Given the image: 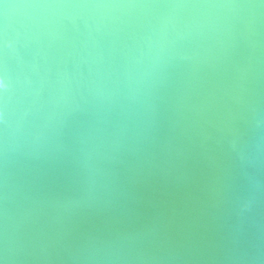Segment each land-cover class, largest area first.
I'll use <instances>...</instances> for the list:
<instances>
[{
    "label": "water",
    "instance_id": "obj_1",
    "mask_svg": "<svg viewBox=\"0 0 264 264\" xmlns=\"http://www.w3.org/2000/svg\"><path fill=\"white\" fill-rule=\"evenodd\" d=\"M137 2L148 0H0V264H260L261 0L97 7ZM26 185L40 188L30 227L46 251L19 254L3 232L19 234ZM123 231L141 233L140 251L78 255Z\"/></svg>",
    "mask_w": 264,
    "mask_h": 264
},
{
    "label": "snow or ice",
    "instance_id": "obj_2",
    "mask_svg": "<svg viewBox=\"0 0 264 264\" xmlns=\"http://www.w3.org/2000/svg\"><path fill=\"white\" fill-rule=\"evenodd\" d=\"M97 7H122V8H136V9H175V8H183V9H197L207 7L206 5H199L187 2H169V0H148V2H137L126 5H99ZM230 7H240L247 8L251 7L249 5H234ZM261 7L264 9V0H261ZM262 23H264V11L261 13ZM253 23V20L249 21ZM178 58L181 60L188 59L189 57L180 52L177 54ZM9 88L8 83V72H7V61L4 62L3 65V75H0V90H3L5 97ZM261 103H264V95H262ZM26 194L25 199L29 200L31 206L26 208L24 213L22 214L20 225H19V234L14 240V251L19 254H31L37 251H46L45 247H42V238H38L30 227L32 219L39 213H42V203L28 195V193L34 191H40V188L34 185H26ZM4 199H5V214L7 216V202L9 199L8 196V171L5 172V183H4ZM229 194H226L222 187H218L216 190V196L218 200L223 203L227 200ZM242 197V196H241ZM136 209L133 208L130 210L129 220L135 218ZM3 243L8 249L9 245V226L7 222L5 223L4 232H3ZM151 243L157 244L158 241L156 239H152ZM262 245H264V235H262ZM260 264H264V260L260 262Z\"/></svg>",
    "mask_w": 264,
    "mask_h": 264
},
{
    "label": "clouds",
    "instance_id": "obj_3",
    "mask_svg": "<svg viewBox=\"0 0 264 264\" xmlns=\"http://www.w3.org/2000/svg\"><path fill=\"white\" fill-rule=\"evenodd\" d=\"M5 129H7V120L5 119ZM5 162L7 165L8 155H7V137L5 138ZM247 180L252 184L254 188H258L260 181L252 175L246 176ZM8 196H9V182H8ZM254 201V197L251 192L246 196L241 197L240 207L241 211H247L251 208ZM11 225H9V245L8 249H14V239L10 232ZM142 239L140 232L123 231L116 234L114 240L97 242L94 239H90L88 243L78 248V255L82 258L91 260H112L119 258L125 253L132 251H140L139 245ZM260 262L264 260V245H261L260 252Z\"/></svg>",
    "mask_w": 264,
    "mask_h": 264
}]
</instances>
